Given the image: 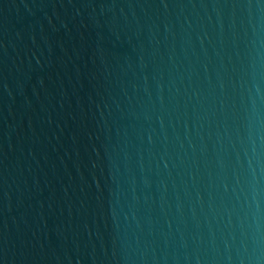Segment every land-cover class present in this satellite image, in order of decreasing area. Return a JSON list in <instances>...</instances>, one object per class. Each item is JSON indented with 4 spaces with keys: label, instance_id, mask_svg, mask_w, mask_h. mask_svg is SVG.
<instances>
[{
    "label": "water",
    "instance_id": "1",
    "mask_svg": "<svg viewBox=\"0 0 264 264\" xmlns=\"http://www.w3.org/2000/svg\"><path fill=\"white\" fill-rule=\"evenodd\" d=\"M0 264H264V0H0Z\"/></svg>",
    "mask_w": 264,
    "mask_h": 264
}]
</instances>
